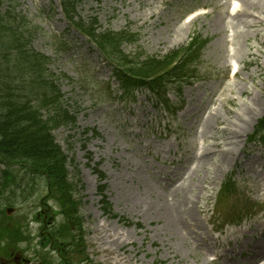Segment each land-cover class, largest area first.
I'll use <instances>...</instances> for the list:
<instances>
[{
	"label": "rangeland",
	"instance_id": "obj_1",
	"mask_svg": "<svg viewBox=\"0 0 264 264\" xmlns=\"http://www.w3.org/2000/svg\"><path fill=\"white\" fill-rule=\"evenodd\" d=\"M59 1L17 0L19 4L12 5L10 0H2V8L8 11L9 7H15V12L29 22L30 47L50 59L48 69L60 74L58 86L66 101L65 107L77 114L75 128L67 127L53 134L63 151L72 149L67 152L78 165L85 185L81 209L85 229L81 248L85 257L93 264H114L115 257L119 264H222L212 260L214 256L208 251H213L215 255L224 256V264H250L249 259H254L253 254L257 253L252 247L259 248L258 254L261 252L259 235L251 236L261 215L247 216L236 227L223 228L211 222L220 184L234 171V181L242 188H249L251 183L246 178L251 176V165L258 166L255 169L260 171V163L264 162L262 148L245 141L264 116V25L243 29L247 39L244 36L232 39L241 25L231 22L224 30L225 22L229 21L224 17L231 11L230 5L215 8L212 14L203 16L211 12L210 5L216 7L220 0H159L156 3L149 0H82L77 8L78 15L85 21L96 17L99 31L117 33L128 29L137 34L136 44L125 43L120 48L124 55L140 51L163 56L185 46L193 33L207 39L198 63L199 81L183 88L179 102L169 96L172 102H178L177 114L171 117L155 106L146 91L137 90L129 100L118 98L120 91L111 76L112 67L108 61L76 32L69 29L66 33L67 24L59 10L54 16L53 8L59 6ZM161 2L164 3L162 10L159 8ZM147 5L158 8L161 13L151 15ZM190 14L193 16L188 18ZM194 17L197 18L189 24ZM217 20H220L219 27ZM240 20L246 21L247 17ZM87 72L96 79V87L83 86L82 79ZM108 85L114 94L104 92ZM211 112L216 117L207 120ZM86 129L98 133L92 136L90 132L86 136L89 138L86 150L93 163H99L107 175L106 191L113 213L137 223L134 219L140 220L139 213H145L148 208L152 211L150 218H146L148 221L144 217L138 227L127 226L99 212L96 182L90 168L93 164L87 163L82 150L81 134ZM216 140H225L228 153L221 155V147L208 145ZM194 153L204 155L190 180L191 173L187 172L184 162L187 160L191 164L189 159ZM213 155L220 157L215 165L212 164ZM37 178L41 199L40 203L37 199L38 204L34 203L33 196L25 193L24 183L22 195L17 193L15 198L9 192L0 195V204L9 199L8 204L13 205L1 206L3 210L13 209L8 216L9 225L22 224L25 236L29 237L26 242L14 245L13 253L32 260L38 259L36 234L44 225L40 219L32 221V215L40 211L52 216L50 210L59 207L53 199L57 196L54 189L50 191L46 182L40 176ZM182 178L187 179L186 194L193 193L198 200L200 223L189 243L174 234L163 218L164 196L173 190L171 180ZM127 211L133 213L130 215ZM224 219L221 217L222 222ZM63 222L61 216L53 217V233L61 231ZM47 226L50 224L45 228ZM101 227L102 231L95 232ZM245 231L250 236L243 238L239 233ZM260 232L261 229L256 233ZM116 234L121 237L119 241L123 247L112 239ZM65 237L62 234L61 238ZM110 241H114V245ZM57 246L59 242L54 245ZM9 254L1 249L0 259H5L0 260V264H6ZM57 262L53 255V263Z\"/></svg>",
	"mask_w": 264,
	"mask_h": 264
},
{
	"label": "trees",
	"instance_id": "obj_2",
	"mask_svg": "<svg viewBox=\"0 0 264 264\" xmlns=\"http://www.w3.org/2000/svg\"><path fill=\"white\" fill-rule=\"evenodd\" d=\"M42 61L45 62L44 59H42ZM189 62L191 61L189 60ZM15 69L20 78H21L22 73H24V75H27V77L21 78L24 84L27 85L30 82H35L34 85H36V83L42 84L41 79L38 78V77H41V75H39L38 72H36L33 68L17 66ZM9 82L10 80L8 78L7 83ZM50 92L51 91H48V94H47V91L45 89L40 92L29 91L27 97L35 98L39 102L47 103L51 101L53 97L50 94ZM8 98H12V97H8ZM5 100L6 98H3L0 96V104L2 102L3 104H5ZM8 102L11 103V106L15 108V111L10 113L9 115H6L3 118L0 116V119H3L0 122V146L3 147L5 154L9 157L8 160H11L14 156V153L18 152L21 147H22V150H25L27 152H29L32 148H34L38 144L35 140L33 141L32 144H29V145H24V144L28 143L31 139H33L35 134L42 129L38 125L36 112L34 110H31L32 107L28 105L29 100L25 98V93H24V98H14L13 100L9 99ZM18 105H23L24 108L19 109ZM28 113L31 114V116L35 120V123L29 122L27 123L26 126H24L25 130L19 131L16 126L17 114L18 115L23 114L24 116H26ZM5 126L6 128L3 129V127ZM21 143L23 146H19ZM50 151L51 149L45 146V152H50Z\"/></svg>",
	"mask_w": 264,
	"mask_h": 264
},
{
	"label": "bare ground",
	"instance_id": "obj_3",
	"mask_svg": "<svg viewBox=\"0 0 264 264\" xmlns=\"http://www.w3.org/2000/svg\"><path fill=\"white\" fill-rule=\"evenodd\" d=\"M236 1V0H233ZM240 3V13L235 15L233 22L237 21L238 16L246 15L248 18H251L250 21L240 22L241 30L234 31L233 39L235 36H244V39H247L248 35H245L243 29L248 30L249 28L259 25H264V0H237ZM231 15V14H230ZM226 14V18H227ZM220 20L216 21V25L219 27ZM239 22V21H237ZM227 27V24L225 25ZM214 114H209L207 120L214 119ZM204 131H202V134ZM212 145L218 147L220 144L213 141ZM226 151H221V155H225ZM264 166V164L260 165ZM196 196H192L190 199L186 196H182L180 199L170 203L167 202L165 205V221L168 226L173 228L176 234L182 239V241L189 243V239L186 234L191 229L197 230V220L192 212L191 206L195 204ZM152 213V211H150ZM260 226L264 228V222L260 223ZM114 241L118 239H113ZM114 241L110 243L114 245ZM264 260V253L258 256L254 264H258L261 260ZM262 260V261H263ZM120 262L125 263L120 260Z\"/></svg>",
	"mask_w": 264,
	"mask_h": 264
}]
</instances>
